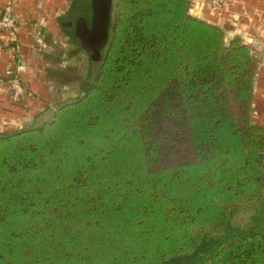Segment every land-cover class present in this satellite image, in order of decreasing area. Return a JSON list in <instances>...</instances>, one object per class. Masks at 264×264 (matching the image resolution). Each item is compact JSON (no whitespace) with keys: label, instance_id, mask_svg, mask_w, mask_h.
Returning <instances> with one entry per match:
<instances>
[{"label":"trees","instance_id":"obj_1","mask_svg":"<svg viewBox=\"0 0 264 264\" xmlns=\"http://www.w3.org/2000/svg\"><path fill=\"white\" fill-rule=\"evenodd\" d=\"M190 6L113 0L96 80L0 133V264H264L258 58Z\"/></svg>","mask_w":264,"mask_h":264},{"label":"crops","instance_id":"obj_2","mask_svg":"<svg viewBox=\"0 0 264 264\" xmlns=\"http://www.w3.org/2000/svg\"><path fill=\"white\" fill-rule=\"evenodd\" d=\"M93 3L94 0L91 3L93 11L90 19L92 17V20L94 17ZM73 5L74 0H16L14 11L20 24L18 38L22 47L20 50L18 43L16 51L11 35L0 30V78H4L8 69L15 67L16 54L21 55L22 53L21 56L31 65L26 74V80L35 95L27 108L21 110L13 108L7 100V95L0 93V133L20 130L36 124L44 112L53 107L52 103L48 102L52 82L40 67L41 64L36 57V49L33 45L36 40L35 32L36 28L42 26L43 28L48 26V29L54 30L53 28L58 24L59 28L65 31V35L72 39L67 29H74L76 34V22L80 18H85L82 16L76 20H68ZM4 8L5 0H0V18L4 13ZM67 9L69 12L65 15ZM190 14L221 28L227 40L241 38L256 52L258 68L255 78L252 120L264 126V0H226L221 7L213 6L210 0H191ZM88 25L91 27L92 22ZM77 42L79 43V40Z\"/></svg>","mask_w":264,"mask_h":264},{"label":"rangeland","instance_id":"obj_3","mask_svg":"<svg viewBox=\"0 0 264 264\" xmlns=\"http://www.w3.org/2000/svg\"><path fill=\"white\" fill-rule=\"evenodd\" d=\"M68 12L69 9H67L65 15ZM17 22L19 26L18 18ZM36 29V40L33 45L36 49V57L41 64L40 67L46 72L48 79L52 82L48 102L53 105L37 120L36 124L39 125L50 121L52 114L62 104L71 102L79 96L84 82L90 77L92 61L96 57L97 51L100 59H102V53L106 46L99 51L101 42H98L93 46L97 50H92L89 44L84 41V36L78 37L79 43L69 39L65 35V31L59 28L58 24L53 28L54 30L48 29V26ZM226 41L229 43L231 40L226 39ZM81 43L89 49L88 51L86 50L87 52L81 48ZM19 44L21 50V42ZM21 55L20 53L18 54L19 59L26 66L28 73L31 65ZM248 220V215L242 213L234 219V224L244 226Z\"/></svg>","mask_w":264,"mask_h":264},{"label":"built area","instance_id":"obj_4","mask_svg":"<svg viewBox=\"0 0 264 264\" xmlns=\"http://www.w3.org/2000/svg\"><path fill=\"white\" fill-rule=\"evenodd\" d=\"M226 0H210V3L215 7H221ZM16 0H5L4 13L0 18V30L8 32L11 35V41L15 44L16 51L18 50V22L14 11ZM14 68L8 69L4 78H0V93L7 95V100L13 108L24 110L28 103L34 99V92L29 87L26 74L27 68L19 59L18 53Z\"/></svg>","mask_w":264,"mask_h":264},{"label":"water","instance_id":"obj_5","mask_svg":"<svg viewBox=\"0 0 264 264\" xmlns=\"http://www.w3.org/2000/svg\"><path fill=\"white\" fill-rule=\"evenodd\" d=\"M113 5V0H94V17L92 20L91 27L88 25L85 18H80L76 22V36L81 38L84 36V41L89 44L92 50H97L93 46L101 42L100 50L107 45L109 39V24L111 21V8ZM81 46L85 50L87 47L81 43ZM96 57L92 61L91 74L89 77V82L93 83L101 68V59L99 57V52L97 51Z\"/></svg>","mask_w":264,"mask_h":264},{"label":"flooded vegetation","instance_id":"obj_6","mask_svg":"<svg viewBox=\"0 0 264 264\" xmlns=\"http://www.w3.org/2000/svg\"><path fill=\"white\" fill-rule=\"evenodd\" d=\"M85 19H87L88 24H91V22H92V17H91V19L88 18V17H85Z\"/></svg>","mask_w":264,"mask_h":264}]
</instances>
